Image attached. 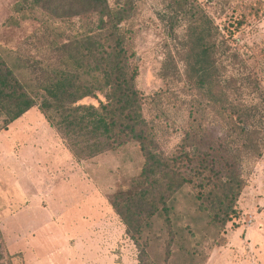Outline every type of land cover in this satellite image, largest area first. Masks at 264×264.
Wrapping results in <instances>:
<instances>
[{"label": "rangeland", "instance_id": "rangeland-1", "mask_svg": "<svg viewBox=\"0 0 264 264\" xmlns=\"http://www.w3.org/2000/svg\"><path fill=\"white\" fill-rule=\"evenodd\" d=\"M113 7L119 0H108ZM123 23L129 62L137 68L135 85L146 97L144 114L153 120L157 151L172 154L183 145L191 126L194 143L221 159L240 154L238 171L244 187L238 215L226 224L217 245L207 249L204 264H264V101L248 73L264 90V0H132ZM257 3L258 15L229 40L243 62L225 56V76L234 75L237 92L227 88V102L257 107L261 155L245 147V135L230 130L222 104L189 85L184 46L194 39L197 10L222 30L231 16L248 13ZM92 12L56 17L31 0H0V54L15 76L34 85L40 67L64 63L63 45L98 33ZM64 52L63 58H59ZM228 56V57H227ZM36 64V65H35ZM71 68V66H67ZM249 80V79H248ZM251 84V85H250ZM233 89V88H232ZM104 96L78 103L98 105ZM39 100H37V103ZM68 139V140H67ZM72 141L98 142L94 136L67 138L47 120L38 104L0 130V240L6 264H138L139 247L111 205L119 190L138 178L142 156L132 142L88 156L75 154ZM77 150V148L74 147ZM79 151V150H78Z\"/></svg>", "mask_w": 264, "mask_h": 264}, {"label": "trees", "instance_id": "trees-1", "mask_svg": "<svg viewBox=\"0 0 264 264\" xmlns=\"http://www.w3.org/2000/svg\"><path fill=\"white\" fill-rule=\"evenodd\" d=\"M31 2L56 17L92 12L97 15L98 33L88 29L81 39L63 45L67 53L63 65L50 69L49 64L40 67L37 62L34 85L18 79L0 54V130L38 104L50 124L69 140L72 136L100 139L90 144L85 140L82 149H78L79 140L71 139L75 154L92 156L134 143L143 159L138 178L131 189L111 196L110 202L140 249L138 264H204L207 249L217 245L226 224L238 215L237 201L244 187L238 171L240 154L221 159L194 143L185 150V142L194 140L197 126L189 128L176 152L157 151L156 125L144 114L146 97L136 88L137 68L130 64L126 48L123 23L131 16L132 0H119L116 7L108 0ZM245 5L248 13L231 16L222 30L197 10L198 23L193 27L197 32L184 45V60L189 85L224 106L232 123L230 130L248 137L245 147L259 156L260 142L253 137L259 133L258 108L229 106L226 92L227 88L239 89L233 74L225 76L229 40L247 23L248 16L259 12L257 3ZM64 55L61 51L60 60ZM230 56L243 62L235 51ZM243 78L253 83L264 101L259 78L254 73ZM98 93L104 96L98 105L78 103ZM2 260L0 240V264H6Z\"/></svg>", "mask_w": 264, "mask_h": 264}]
</instances>
